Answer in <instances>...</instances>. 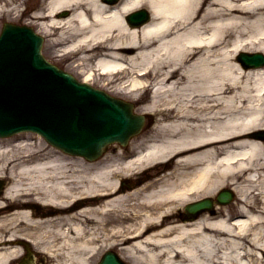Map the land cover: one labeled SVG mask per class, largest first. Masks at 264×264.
<instances>
[{
	"label": "bare ground",
	"instance_id": "obj_1",
	"mask_svg": "<svg viewBox=\"0 0 264 264\" xmlns=\"http://www.w3.org/2000/svg\"><path fill=\"white\" fill-rule=\"evenodd\" d=\"M18 1L0 0V15L18 13ZM145 6L152 20L131 27L126 16ZM67 8L72 13L60 17ZM33 17L54 36L51 47L76 56L86 80L101 76L135 102L152 88L153 101L141 109L157 123L138 138L144 147L134 158L115 169L93 168L88 177L62 157L10 160L3 167L0 153V170L13 166L31 180L24 186L12 171L8 196L34 192L62 207L88 196L95 205L41 223L20 209L0 218V226L33 221L42 231L32 238L35 247L61 251L62 264H89L105 245L119 247L133 264H264V138L258 131L264 129V67L244 69L238 58L241 51L264 53V0H48ZM158 163L173 168L121 193L123 176ZM225 188L236 201L220 205L218 216L182 212L204 196L214 202ZM233 205L236 218L227 210ZM48 223L57 225L59 242L47 241ZM22 251L2 247L0 264L21 256L19 264H34L44 254Z\"/></svg>",
	"mask_w": 264,
	"mask_h": 264
},
{
	"label": "rangeland",
	"instance_id": "obj_2",
	"mask_svg": "<svg viewBox=\"0 0 264 264\" xmlns=\"http://www.w3.org/2000/svg\"><path fill=\"white\" fill-rule=\"evenodd\" d=\"M26 1V2H25ZM43 3H44V1L43 0H22V2H20L19 4H21L20 5V7H19V11L21 12V11H23V8H26V11H27V13H25V14H22V15H20L18 18L16 17V15L14 14L12 17H7V18H0V29H1V27H2V25H3V23L5 22V21H14V22H17V23H28V24H33V25H35L36 23L35 22H32L31 21V16L33 15V14H35V12H36V10L39 8V7H41V5H43ZM64 13V11H62L61 13H59V16H62V14ZM35 23V24H34ZM44 35H45V38H46V44H45V48H44V51H45V54L49 57V59H51V60H53V61H55V62H58V64L59 65H61V66H65V68H67L68 70H70V71H72V72H74L75 73V75L79 78V79H84V78H86V75H84L83 73H85L84 71H82V69H79V67H77V63H75L74 61H75V59L74 60H72V61H67V60H62L61 59V61H60V59H59V57L57 56V53L58 52H60L62 49H63V47H61V46H59V47H56V48H50L49 47V45H48V40L50 39V38H53V37H51V36H48L46 33H43ZM53 40H54V38H53ZM108 81H106V80H104V79H102V78H99V77H95V79L94 80H92V84H94V86L95 87H103L106 83H107ZM111 87H113V86H115V85H110ZM110 86H108V88L110 89L111 87ZM105 87V86H104ZM103 87V88H104ZM115 87H117V85L115 86ZM110 90H112V89H110ZM114 92L113 93H115V95H117L118 94V92L119 91H116V90H113ZM118 97H122V98H124L125 96H123V95H117ZM124 99H126V98H124ZM148 100H150V94L148 93V94H146L145 96H143V100H141L142 101V104L143 103H147V101ZM137 111H139V112H141V110H137ZM156 121V120H155ZM147 130H150V129H147ZM147 130L145 131V132H147ZM35 135H32V134H24V135H22L21 137H19L20 139H19V141L17 140V138H10V139H8V140H0V144H4V145H0V147L1 148H5V150H8V149H10L9 150V153L8 154H14V155H10L9 157H7V159L9 158V159H16L17 157H20L22 154H25V153H28V152H30V151H32V150H35V148H36V145H34V144H37V142H38V140H40L39 138L37 139V138H35L34 137ZM140 136V135H139ZM139 136L137 137V139H134V141H131V143H130V145H129V147H137L138 145H140L139 144V142H138V138H139ZM26 138H27V140H26ZM23 140H26V141H23ZM11 141V142H10ZM6 142H7V144L8 145H5L6 144ZM13 142L14 143H18V142H20L21 144L20 145H14L13 144ZM26 143H28V145L26 146V145H24V144H26ZM30 144V145H29ZM30 146V147H29ZM39 146H41V145H39ZM128 147V148H129ZM2 150L0 149V152H1ZM23 151H27V152H23ZM122 151H124L123 150V148H120L118 145H114V146H111V148H110V150L108 151V153L106 154V157H105V161H103L102 162V164L101 165H99V166H90V165H88V164H85L84 162H82L79 158H72V157H67L68 159H70V160H66V161H71V162H73L72 163V165L69 167V169H75V168H79V169H82L85 173V176H89V174L92 172V169L93 168H96V167H100V166H102V165H108L109 167L111 166V168L112 169H115V167H116V164H117V166H119V167H122L123 166V164H122V162H123V159H122V157H121V155L120 154H122ZM4 152H7V151H4ZM44 152L45 153H50V154H54V156H58L59 155V153H56V149H54L53 147H47V149H45L44 150ZM44 153V154H45ZM79 163V166H76V164H78ZM170 166V165H169ZM169 168V167H168ZM9 169H11V166L9 167ZM16 171H17V173L19 174V169H16ZM3 172H5V171H3ZM116 173V172H115ZM69 175H71V173L69 172ZM129 175V174H128ZM28 177H30L29 175H27V174H20L19 175V177L18 178H21L22 179V182L24 183V185L25 186H29L30 185V181L31 180H28ZM135 177H136V174H132L131 175V178L132 179H134V180H136L135 179ZM72 179H75V178H72ZM71 179V180H72ZM73 181V180H72ZM76 185H77V183H76ZM128 189V188H127ZM23 193V192H22ZM38 193H40V195L41 196H43V197H46L47 196V194H45L44 192H42V191H39ZM27 196H29V197H35L36 196V194L33 192V193H31V194H29V195H27ZM67 199H69V196L67 197ZM94 205H92V204H90V203H84L83 205H82V207L81 208H79L78 210H76L77 212H81L82 210H84V209H88V208H91V207H93ZM184 208V207H183ZM182 208V209H183ZM227 210L229 211V212H236V211H238V207H236V205L234 206L233 205V207L231 208H227ZM79 219H80V217H79ZM20 222V221H19ZM33 223V222H32ZM12 224V223H11ZM31 224V223H30ZM14 225L15 224H13V228H14ZM49 225V224H48ZM59 225H60V223H59ZM61 225H62V223H61ZM60 225V226H61ZM45 226H47L46 224H45ZM55 226H57V225H55ZM8 226H3V227H1L0 228V232H2V235H4V232H6L7 233V228ZM48 227V226H47ZM20 229H18V228H15L14 229V231H16L17 230V234H20V235H27V237H31V238H36V236L37 235H40L41 234V232L42 231H39V228L40 227H37V229L35 230L34 228L33 229H31L30 228V226H28V225H22L21 224V226L19 227ZM23 228H25V229H23ZM48 229L50 230V232H49V235L52 237V238H50V239H47V241L48 242H51V241H54L53 243H57V242H59L60 240L58 239V237L59 236H57L58 234L55 232V229H54V227L52 228V227H48ZM12 230V229H11ZM52 232V233H51ZM48 235V236H49ZM58 239V240H57ZM32 240V239H31ZM40 242H41V240H40ZM43 244V243H42ZM44 245H46V241L44 242ZM53 249V248H52ZM114 249H117V248H114ZM106 250V248L103 250V252ZM102 253V252H101ZM263 257H264V253H263ZM51 259H55V260H53V262H60V264H62V262H64V260L61 258V256H59L58 255V252H55L54 254H52L51 255ZM97 261H98V258L97 257H95L93 260H90V264H97Z\"/></svg>",
	"mask_w": 264,
	"mask_h": 264
},
{
	"label": "water",
	"instance_id": "obj_3",
	"mask_svg": "<svg viewBox=\"0 0 264 264\" xmlns=\"http://www.w3.org/2000/svg\"><path fill=\"white\" fill-rule=\"evenodd\" d=\"M12 28L7 29L6 33L13 32L11 30ZM16 32H21L23 34L32 33L31 30H27V29H22L21 31L18 30ZM6 35L7 34H5V36ZM24 37H25V35L16 34L17 39H22ZM19 44L22 45V44H24V42L22 41ZM256 58L259 59L261 57L257 56ZM256 58H255V60H256ZM53 72L56 73L55 71H53ZM76 93H77V96L79 98V102H77V100L73 97V103H72L71 107L73 109L74 115L72 118H69V126H68L67 130L69 133L74 131L76 134H78L76 140L73 138L74 135L70 136L71 144L73 146H76L77 148L85 146V144H87L88 142H90L93 139V134H91V130L96 129L99 133H101L103 128H106V130H111V129H115L117 127L124 125L120 121L121 114L124 115V118H125L124 120H125V125H126L125 132L123 134H125L128 130L133 134L134 132L139 131L140 127L143 125L142 119H141V121H139L136 116L131 114V110H130L129 106H126L124 104L122 105L120 101H116L113 99L108 101V102L105 100H101L102 102L106 103L109 107V109H107L104 112L106 124L103 125V128L101 127L100 124L96 123V121L95 122L85 121V116L82 113L90 111L93 113L94 118H96L97 112L99 111V105H97L95 102H92V101L91 102L90 101L84 102L80 99V97L82 95H85V94L92 95L93 97L95 96V94H93L92 92H90L86 88L77 89ZM93 101H95V99H93ZM76 103H77V106H76ZM121 105L125 106L126 109L124 107H122ZM116 108H118L120 111H118ZM45 120H47V119H45ZM64 122H66V124L63 127H65L68 124V122L65 119H64ZM41 123L46 124L44 122H41ZM63 127H60L61 130H64ZM0 134H2V130H0ZM123 134H120V136H115L114 139H113V137H111L108 140L101 142L100 144L99 143L96 144L97 145L96 153H100L105 144L112 142L115 139L121 141L123 139V137L126 136V135L123 136ZM91 149L89 148V149H85V150H80V152L85 154V155H88ZM103 264H122V262L115 255H113L111 253V254H108V256L106 257Z\"/></svg>",
	"mask_w": 264,
	"mask_h": 264
}]
</instances>
